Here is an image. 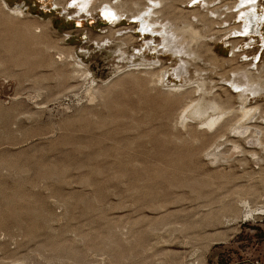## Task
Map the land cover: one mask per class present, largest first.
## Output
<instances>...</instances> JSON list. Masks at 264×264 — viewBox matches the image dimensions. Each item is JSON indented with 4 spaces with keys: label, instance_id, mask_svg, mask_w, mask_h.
I'll return each mask as SVG.
<instances>
[{
    "label": "rangeland",
    "instance_id": "obj_1",
    "mask_svg": "<svg viewBox=\"0 0 264 264\" xmlns=\"http://www.w3.org/2000/svg\"><path fill=\"white\" fill-rule=\"evenodd\" d=\"M6 2L22 13L0 4V264H264L263 92L247 102L259 109L246 133L235 116L220 129L194 113L181 124L203 78L207 99L225 100L223 86L239 105L202 58L180 81L162 37L140 36L132 19L110 34L96 9ZM128 30L120 55L114 39ZM233 34L209 43L223 75ZM254 38L236 62L264 64V37Z\"/></svg>",
    "mask_w": 264,
    "mask_h": 264
},
{
    "label": "bare ground",
    "instance_id": "obj_2",
    "mask_svg": "<svg viewBox=\"0 0 264 264\" xmlns=\"http://www.w3.org/2000/svg\"><path fill=\"white\" fill-rule=\"evenodd\" d=\"M69 1L65 0L64 2L63 0L62 2V0H57L55 4L63 3L65 6L74 7V11L78 12V14H80V12H87L90 14L94 9H96V11L98 10V13L106 21L105 24H108L110 34H114L116 31L120 30H114L113 28L121 23L125 17L126 19H132V22L137 24L130 27V29H134L136 26L139 27L136 31L140 36L146 34H158V37L161 36L166 51L176 57L177 62L179 61L176 71L172 74L175 79L181 81L182 78H185L188 81L187 78H190V67L195 63L196 59L199 60L202 58L203 64L210 66H207V68H213L214 72H216L217 75L220 74L221 79L225 81L226 84L228 83L229 87L231 85V87L237 91L235 95L239 98V105L236 108L230 105L231 94L228 91V86L226 88L228 92L225 88H222L223 86H219V89H222V91L226 93L225 100L219 97L220 93L214 94L213 98L209 97L207 99L205 96L206 90L204 91L205 78H203L198 86V90L200 89L203 93H201L199 97L190 98L179 113V121L181 124H184L185 119L189 118L190 115H192L191 113H194L196 115L195 117L198 116V123L205 126L207 129H216L217 127L225 128L226 125L228 126L232 121L231 117L228 119L229 116H235V121L232 125L230 124L232 129L234 127L240 128L239 130L242 133H246L247 130L250 129V126L246 125L245 121L253 118L259 108L258 105H248L247 102L251 97L253 98V94L257 92H263L262 96L264 95V64L257 67L256 63L258 59H256V57L251 60L253 64L241 62L242 60L239 63V60L237 62L235 60L237 58H242V55L246 59L248 55L246 50L237 53L239 47L243 48L242 44L244 42H246L245 46L249 48L257 41L254 36H259V38L264 37L261 31L264 27V9L260 7L262 5L261 0H218L219 2H216L217 0H101L99 3H97L98 0ZM178 2L184 4L183 8H181L182 6L178 7ZM0 4L9 12L22 13L20 7H9L6 0H0ZM185 12L187 15H184ZM222 15L223 18L221 17ZM230 21H234V23L231 24ZM223 22H227V26H224L225 23ZM78 25H80L79 20ZM199 25L202 26L198 27ZM227 28L229 29L227 32L224 31L225 33L220 34ZM136 31L130 32L128 30L120 34L117 39H114L118 40L115 47L119 50L120 55L126 52L122 48V45L133 39V34H135ZM231 31H233L234 34L228 37L227 40L228 43L233 44L231 50L232 55L226 61L224 59H222V61L228 62L230 66L235 62V66L230 67L228 75H226V72L223 75L222 73L225 71L224 67L222 73L216 71V68L220 66L217 64L218 60L216 55L213 54V50L209 43L211 44L212 39L216 41L221 39V36ZM218 34L219 38L217 37ZM207 38L209 39L207 40ZM153 44L151 46L150 43L149 48L151 50H156L157 46H161V40ZM159 51L163 52V49H159ZM204 53L206 59L203 58ZM136 57L140 58L143 63L146 62L143 48H139L136 52ZM151 61L150 63L152 64L148 61L147 63H149L148 65L151 66L152 69L155 67L162 68L163 63H156L160 62V59H158V61L152 59ZM195 67L197 70L194 71H201L197 65L193 68ZM183 71H185V75ZM167 72L166 67V69L161 70V73H159L158 81H160V83L166 80L165 75L168 74ZM176 86L177 85H175L174 88H179ZM186 93L190 96V91H186ZM231 104H233L232 100ZM235 151H240V146L237 144H234V152Z\"/></svg>",
    "mask_w": 264,
    "mask_h": 264
},
{
    "label": "built area",
    "instance_id": "obj_3",
    "mask_svg": "<svg viewBox=\"0 0 264 264\" xmlns=\"http://www.w3.org/2000/svg\"><path fill=\"white\" fill-rule=\"evenodd\" d=\"M260 48H261V47H260ZM262 49H263V48H262ZM262 49H261V50H262Z\"/></svg>",
    "mask_w": 264,
    "mask_h": 264
}]
</instances>
